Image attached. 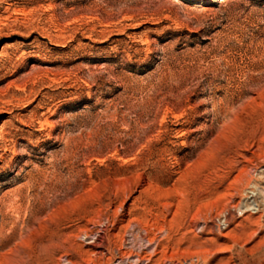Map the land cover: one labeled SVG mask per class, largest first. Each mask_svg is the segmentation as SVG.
I'll return each mask as SVG.
<instances>
[{
  "label": "rangeland",
  "instance_id": "374dc122",
  "mask_svg": "<svg viewBox=\"0 0 264 264\" xmlns=\"http://www.w3.org/2000/svg\"><path fill=\"white\" fill-rule=\"evenodd\" d=\"M147 256L264 264V0H0V264Z\"/></svg>",
  "mask_w": 264,
  "mask_h": 264
},
{
  "label": "bare ground",
  "instance_id": "6f19581e",
  "mask_svg": "<svg viewBox=\"0 0 264 264\" xmlns=\"http://www.w3.org/2000/svg\"><path fill=\"white\" fill-rule=\"evenodd\" d=\"M92 240V239H91ZM100 240V239H99ZM93 241V240H92ZM90 242V241H89ZM88 242V243H89ZM95 244V243H94ZM89 245H91V244H89ZM95 245H97V244H95ZM132 257V256H131ZM148 257V256H147ZM122 260V259H121ZM240 260V259H239ZM248 260V259H247ZM123 261V260H122ZM150 261H151V259H150V257H148V258H142V259H137L135 262H134V264L136 263V264H148V263H150ZM241 261V260H240ZM250 261H252V260H250ZM255 261V260H254ZM257 261V260H256ZM263 262V261H262ZM240 263H242V262H240ZM251 263V262H250ZM260 263V262H259ZM204 264V263H203Z\"/></svg>",
  "mask_w": 264,
  "mask_h": 264
}]
</instances>
